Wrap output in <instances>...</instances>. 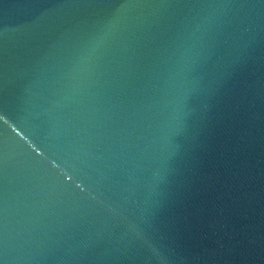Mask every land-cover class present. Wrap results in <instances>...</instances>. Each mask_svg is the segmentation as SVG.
I'll list each match as a JSON object with an SVG mask.
<instances>
[{"label": "water", "instance_id": "1", "mask_svg": "<svg viewBox=\"0 0 264 264\" xmlns=\"http://www.w3.org/2000/svg\"><path fill=\"white\" fill-rule=\"evenodd\" d=\"M0 264H264V0H0Z\"/></svg>", "mask_w": 264, "mask_h": 264}]
</instances>
